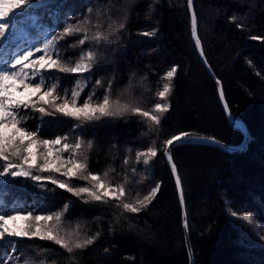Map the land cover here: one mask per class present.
Listing matches in <instances>:
<instances>
[{
	"label": "trees",
	"instance_id": "16d2710c",
	"mask_svg": "<svg viewBox=\"0 0 264 264\" xmlns=\"http://www.w3.org/2000/svg\"><path fill=\"white\" fill-rule=\"evenodd\" d=\"M193 5L206 59L223 84L232 114L250 132L238 150L187 142L171 149L183 186L194 262L264 264V0H194ZM20 10L13 8L11 15ZM65 18L86 28L89 37L99 32L107 39L78 45L84 32L59 39L63 63L74 65L89 50L96 56L91 71L82 75L45 73L54 78L47 83L59 84L61 96L67 90L71 103L79 79L86 85L80 104L93 91L94 102L110 91L111 100L122 105L160 115L154 105L165 103L168 110L159 125L129 112L77 128L80 121L59 113L41 118L38 111L21 108L18 127L37 131L41 139L67 137L62 143L70 145L82 141L77 158L87 157L89 172L101 176L107 172L113 185L123 184L126 202L142 199L157 185L159 190L147 208L128 213L111 198L107 203L85 202L87 197H76L50 181L42 182L44 188L27 178L0 184V207L27 208L33 215L62 212L61 235L95 238L72 253L54 241L13 238L0 243V264H188L178 196L163 158L164 142L193 132L237 143L241 132L227 124L215 82L194 48L186 0H48L47 7L34 8L21 21L35 33L30 39L37 44L43 36L63 33ZM42 54L37 52L32 59ZM174 67L169 81L166 74ZM166 83L171 91L161 99L158 93ZM149 147L157 155L148 164L144 157L137 161V153ZM52 175L73 187L87 184L76 177Z\"/></svg>",
	"mask_w": 264,
	"mask_h": 264
},
{
	"label": "snow or ice",
	"instance_id": "6c2138e0",
	"mask_svg": "<svg viewBox=\"0 0 264 264\" xmlns=\"http://www.w3.org/2000/svg\"><path fill=\"white\" fill-rule=\"evenodd\" d=\"M22 6L27 7L22 8ZM47 6L48 0H0V178H3L0 180V184H7L13 178H27L44 188L45 185L42 182L50 181L52 185L59 189H65L76 197H87L85 202L91 200L107 203L111 198L117 201V207H121L124 211L139 213L152 202L159 190V185L142 199L138 198L134 202H126L123 199L125 195L123 184L113 185L107 178V172L103 176L89 172L87 157L77 158L82 148V141L70 145L62 143L67 137L57 136L51 140L41 139L38 137L37 131H28L23 127H18L21 124V119L17 117L21 108H32L34 111H38L41 118L59 113L64 117L80 121L81 124L76 125L79 128L84 123L99 120L102 117L123 116L129 112L147 117L151 122L159 125L160 116L169 107L165 103H156L154 108L160 115H153L138 106L122 105L119 100L113 102L110 91L105 92L100 102L93 101L95 95L93 91L80 104L79 97L86 85L82 86L79 79L71 91V103L67 90H64V95L61 96L57 91L59 84L57 82L47 83L48 80L54 78L46 76L45 73L57 70L60 73L82 75L91 71L96 56L93 51L89 50L82 53L79 61L74 65L63 63L57 47L59 39H63L66 35L84 32V37L77 41L78 45H83L86 40L91 39L98 43L102 39L106 40L107 37L102 36L99 32L89 37L86 34V28L79 24L69 23V18H65L63 23L66 26L63 33L49 34L40 43H31L30 37L35 36V33L25 29L21 17L31 13L34 8ZM188 7L192 8V0H188ZM13 8L21 10L14 12L9 17V12ZM88 11L91 12L92 9L89 8ZM232 20L235 21L236 17H232ZM80 23H87V21ZM191 23L195 34L197 17L194 11L191 15ZM119 27L123 28L124 25L120 24ZM143 35L152 36L155 33L145 32ZM195 43L197 47L200 46L199 37L196 38ZM37 52L43 54L32 59ZM200 54L203 56L202 48ZM175 73L176 68L174 67L167 72V79L171 81ZM96 84L99 85L100 81L97 80ZM170 91L171 85L166 83L158 96L163 99ZM221 95H223L222 92ZM9 124H11V129H9ZM191 139L190 133L182 132L166 140L164 142L166 159L169 162L172 160L171 149L175 143L182 144L185 140ZM89 147H91V142H89ZM64 152H69V155L65 157ZM156 155L157 150L154 147H149L146 152L137 153L136 159L139 161L141 157H144L143 163L148 164L151 158ZM171 167L172 171L175 172V164H172ZM45 172L50 174L48 176L39 174ZM55 173H60L69 179L76 177L86 181L87 184L81 187H73L67 181L52 175ZM179 183L180 180L177 177V184L179 185ZM50 190L54 191L55 189ZM181 201H183L182 195ZM67 209L68 205L65 204L64 211ZM62 215V212L54 215H33V212L27 208L0 207V243H9L13 238H39L40 240L54 241L55 244L60 245L69 253H72L74 249H83L93 243L94 237L81 240L79 238L73 239L72 234L61 235L59 224ZM245 219L250 218L245 217ZM52 221L55 223L50 224L49 222ZM185 226L187 227V224ZM76 236L78 237V233Z\"/></svg>",
	"mask_w": 264,
	"mask_h": 264
},
{
	"label": "water",
	"instance_id": "95a60500",
	"mask_svg": "<svg viewBox=\"0 0 264 264\" xmlns=\"http://www.w3.org/2000/svg\"><path fill=\"white\" fill-rule=\"evenodd\" d=\"M194 0H192V8L190 9L188 7V0H186V5H187V10H188V16H189V27H190V35L194 44V48L196 49L197 55L199 57V60L202 61L206 71H208V73L210 74V76L213 78V81L215 82L216 85V93L218 94V99H219V104H221L222 110H223V114L225 115L226 118V122L229 126L233 127L234 129H238L241 132V139L237 142V143H230L228 141H224L220 138L211 136V135H207V134H197V133H190L192 139L191 140H185V142L187 143H207L213 146H217L223 150H238L239 148L243 147L244 145H246V143L249 140V130L247 128V126H245L244 122L240 119V118H236L235 115L232 114L231 110H230V106L227 102L225 93L223 91V84L221 82V80L219 79V77L217 76V74L215 73V71H213V69L211 68V65L209 63V61L206 59L205 56V52L204 49L202 47V40L198 35V27L196 25V30H195V34L193 32V27H192V23H191V15L192 12H195L194 9V5H193ZM197 17V16H196ZM199 37L200 39V46L197 47L195 40L196 38ZM201 48L203 50V56H201L200 52H201ZM221 92L223 93V95H221ZM178 135V134H176ZM174 136V135H173ZM171 138V137H170ZM181 143H175V145H178ZM163 152V158H164V162L166 163L169 173L171 174L172 178H173V184L175 185V189H176V196H178V204L180 207V218H181V229H183V240L185 242V250L187 251V263L188 264H195L194 262V251H192V246H191V240H190V229H188V218H187V209L185 207V196H183V186L181 184V179H180V175L177 171V165L176 163L172 160L169 162L165 155V146L162 150ZM171 156H172V151H171ZM175 164L176 167V171L173 172L172 171V167L171 165ZM177 177H179L180 183L179 185L177 184ZM181 195L183 196V201H181ZM185 224H187V227L185 226Z\"/></svg>",
	"mask_w": 264,
	"mask_h": 264
},
{
	"label": "rangeland",
	"instance_id": "374dc122",
	"mask_svg": "<svg viewBox=\"0 0 264 264\" xmlns=\"http://www.w3.org/2000/svg\"><path fill=\"white\" fill-rule=\"evenodd\" d=\"M6 6H7V5H6ZM10 15H11V12H9V16H10ZM44 37H46V36H43V38H44ZM43 38H42V39H43ZM41 47H42V44H41ZM64 156H65V155H64ZM65 157H67V156H65ZM6 264H14V263H13V262H8V263H6Z\"/></svg>",
	"mask_w": 264,
	"mask_h": 264
},
{
	"label": "bare ground",
	"instance_id": "6f19581e",
	"mask_svg": "<svg viewBox=\"0 0 264 264\" xmlns=\"http://www.w3.org/2000/svg\"><path fill=\"white\" fill-rule=\"evenodd\" d=\"M92 7V6H91ZM87 8H88V5H87ZM89 9V8H88ZM79 10V9H78ZM85 10V9H84ZM250 133V132H249ZM203 135V134H202ZM212 136V135H211ZM207 144V143H206ZM173 148V147H172ZM230 151V150H229ZM233 151V150H232Z\"/></svg>",
	"mask_w": 264,
	"mask_h": 264
}]
</instances>
